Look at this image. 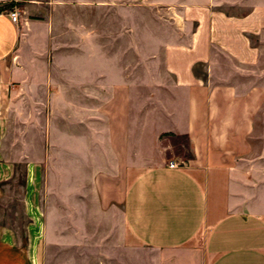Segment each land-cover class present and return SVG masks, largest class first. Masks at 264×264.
I'll use <instances>...</instances> for the list:
<instances>
[{
	"label": "crops",
	"instance_id": "1",
	"mask_svg": "<svg viewBox=\"0 0 264 264\" xmlns=\"http://www.w3.org/2000/svg\"><path fill=\"white\" fill-rule=\"evenodd\" d=\"M263 109L264 0H0V264H264Z\"/></svg>",
	"mask_w": 264,
	"mask_h": 264
},
{
	"label": "rangeland",
	"instance_id": "2",
	"mask_svg": "<svg viewBox=\"0 0 264 264\" xmlns=\"http://www.w3.org/2000/svg\"><path fill=\"white\" fill-rule=\"evenodd\" d=\"M2 137L4 140L6 139L4 153L10 166L5 170V176L8 179L0 183V239L25 245L29 235L30 221L25 214V168L22 162L29 158L30 153L29 151L16 153L12 150L15 147L11 148L10 144L16 143L17 140L26 142L29 147V135L15 137L13 131H10L9 134ZM252 144L256 152L264 148V109L256 121V136L252 139ZM175 152L178 156L169 161L168 166L184 168L187 165L186 158L189 156L184 138L178 139ZM15 162L17 163L15 164Z\"/></svg>",
	"mask_w": 264,
	"mask_h": 264
},
{
	"label": "built area",
	"instance_id": "3",
	"mask_svg": "<svg viewBox=\"0 0 264 264\" xmlns=\"http://www.w3.org/2000/svg\"><path fill=\"white\" fill-rule=\"evenodd\" d=\"M8 15L12 23L14 24L18 23L19 16L15 8L12 9V11H10ZM170 167L173 168V166H170Z\"/></svg>",
	"mask_w": 264,
	"mask_h": 264
}]
</instances>
